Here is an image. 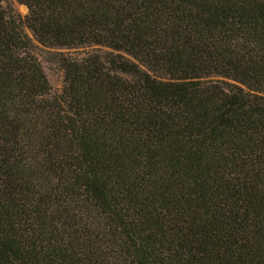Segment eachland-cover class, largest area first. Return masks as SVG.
I'll list each match as a JSON object with an SVG mask.
<instances>
[{"label":"trees","instance_id":"16d2710c","mask_svg":"<svg viewBox=\"0 0 264 264\" xmlns=\"http://www.w3.org/2000/svg\"><path fill=\"white\" fill-rule=\"evenodd\" d=\"M6 1L0 264H264V0Z\"/></svg>","mask_w":264,"mask_h":264},{"label":"rangeland","instance_id":"374dc122","mask_svg":"<svg viewBox=\"0 0 264 264\" xmlns=\"http://www.w3.org/2000/svg\"><path fill=\"white\" fill-rule=\"evenodd\" d=\"M7 4H11L16 13L21 16L27 14L26 7L20 5L16 0L6 1ZM38 56L42 62L45 73L55 93H59L63 87L64 72L60 64V55L56 50L41 49L38 50Z\"/></svg>","mask_w":264,"mask_h":264}]
</instances>
